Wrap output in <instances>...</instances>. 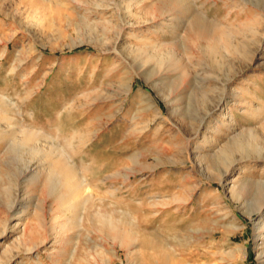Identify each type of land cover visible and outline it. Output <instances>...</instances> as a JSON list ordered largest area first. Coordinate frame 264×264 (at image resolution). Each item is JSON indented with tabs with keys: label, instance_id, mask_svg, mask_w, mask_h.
<instances>
[{
	"label": "rangeland",
	"instance_id": "374dc122",
	"mask_svg": "<svg viewBox=\"0 0 264 264\" xmlns=\"http://www.w3.org/2000/svg\"><path fill=\"white\" fill-rule=\"evenodd\" d=\"M263 13L264 0H0V264H264L251 206L264 183ZM212 29L231 40L215 57ZM247 128L262 159L215 155ZM64 162L76 210L47 179ZM240 176L254 185L238 201L227 187ZM99 212L130 224L131 243L97 227ZM22 220L38 227L32 251L13 244Z\"/></svg>",
	"mask_w": 264,
	"mask_h": 264
},
{
	"label": "bare ground",
	"instance_id": "6f19581e",
	"mask_svg": "<svg viewBox=\"0 0 264 264\" xmlns=\"http://www.w3.org/2000/svg\"><path fill=\"white\" fill-rule=\"evenodd\" d=\"M167 5L170 7L169 4H167ZM263 17H264V13L259 18L256 15V18H257V21L259 22V24L262 21ZM194 24H196V23H194ZM198 26H200V25H198ZM200 27H202V26H200ZM191 28H193V27H191ZM200 29L202 30V28H199V30L197 32H199ZM202 31H204V30H202ZM200 33H201V31H200ZM200 36L202 37V33H201ZM203 37H204V34H203ZM206 39L207 40H205V41H207V44H206L207 46H206L205 49L207 51L206 50L205 51L209 52L210 55L212 54V56H214V57L216 55H222L224 52H226V50H228L231 47L230 35L225 30H218V31L215 30V29L214 30L212 29L211 31L209 30L207 32ZM131 50L133 52L134 51L139 52V54L135 53V54H138V56L142 53L141 55L144 54L145 58H147V60L156 59L158 62H161V64H163V61L166 58L168 59V54L166 53V51H165V53H159L158 51H154V53L152 52V54H151V52H150V54H149V53H147V50H144V49H141V48L140 49H131ZM172 60H174V59H172ZM215 60H217V59H215ZM157 61H155V62L157 63ZM144 62L146 63V61H144ZM141 64H143V62ZM233 121L234 120H231V121L229 120V122L226 123L227 125H225V126H227V128L230 129V125L233 123ZM222 122H224V121H222ZM261 129H263V128H261ZM242 135L243 136H240L239 134H234L232 136H228L227 135L226 138H225V143L218 148V150L215 153V155L223 154L225 157H228L230 155H234L237 152L240 153L241 156H240L239 160L236 159V158H233L231 160L230 164H235V161H236V164H237L238 161H241L240 159H243V160L244 159H246V160L247 159H253V160L262 159L263 158V155H262L263 153L261 152V148H259L256 145L255 141H254L256 137H255L253 131L250 130L249 128H247L245 134H242ZM28 136H30V135H27V137L26 136L22 137V139L20 140L19 147L21 149H27L26 147H29V145H31L30 140H29L30 137H28ZM65 143L67 144L66 145L67 147H69L71 150H73L74 147L72 146V144H73L72 143V138H65ZM205 143H207V141H205ZM260 146H261V144H260ZM34 151L36 152L37 150H34ZM62 151L61 152L58 151L60 155H62V153H63ZM255 154H257V155H255ZM64 155L62 156V158L65 157ZM58 158L62 159L61 156H59ZM62 161H60V162H62ZM219 161H221V160H219ZM223 164H225V163H223ZM72 170H73V168L66 162H64V164L61 165L60 167L55 166L54 163H50L49 167H48V178L47 179H50V178L53 177V179L55 178V181L57 180L56 183H58L60 185V187L58 186L59 189H62V192L60 191L61 192L60 196L59 195L58 196L60 197V199L64 200V203H63L64 206L76 210V208H77V206L75 204L76 201H74L72 196H71L72 193L76 189L75 184L71 182L72 181V177H73L72 172H74ZM73 179H74V177H73ZM48 182H49V180H48ZM250 185H254L253 181L249 180L246 176H242V177L240 176V177H236L231 182V184L227 187V189H228L229 194H230V196L232 198H234L235 200L241 201L242 198H243V193H245L246 189ZM257 187H258L257 188L258 197L256 199H254L255 202L252 203L251 206H254L256 208L257 212L262 214L264 212V183H257ZM57 200L60 201L59 199H57ZM80 215L81 214L79 213L78 214V218H77V224H80V221H81V216ZM91 220L97 227H99L101 229H103L102 227H105L106 231H107V234L111 237V239H113L115 241H118V242H120L122 244H127L128 245V243H131L133 235L135 234V232L132 230L130 224L129 225H124L122 223V221H120L119 219L115 218L114 216H112L111 214H108V213H103V212L100 213L99 212V213L96 214V218H93ZM67 225H68V222L65 223L64 225H62L61 228H64ZM36 228L38 229V227L30 226L27 222H25L23 220L16 222L15 225L13 226V229L17 230V234L18 235L15 237V240H14L13 244L14 245L15 244L22 245V244H24V242L25 243L28 242V244H30L29 246H27V250L28 251H32V249H34L35 247H38V244L32 242V237H30L32 235V233L35 231ZM37 229H36V231H37ZM134 238H135V236H134ZM262 243L260 244L261 247L258 250L259 251V254H258L259 257H261L262 254H264V246L262 245ZM259 246H257V248ZM235 249H237L240 252H243V254L245 253V247L244 246H236Z\"/></svg>",
	"mask_w": 264,
	"mask_h": 264
}]
</instances>
